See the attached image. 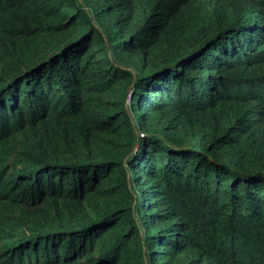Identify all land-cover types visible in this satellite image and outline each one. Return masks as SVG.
Segmentation results:
<instances>
[{
  "label": "trees",
  "instance_id": "trees-1",
  "mask_svg": "<svg viewBox=\"0 0 264 264\" xmlns=\"http://www.w3.org/2000/svg\"><path fill=\"white\" fill-rule=\"evenodd\" d=\"M0 264H264V0H0Z\"/></svg>",
  "mask_w": 264,
  "mask_h": 264
},
{
  "label": "rangeland",
  "instance_id": "rangeland-1",
  "mask_svg": "<svg viewBox=\"0 0 264 264\" xmlns=\"http://www.w3.org/2000/svg\"><path fill=\"white\" fill-rule=\"evenodd\" d=\"M127 102V101H126Z\"/></svg>",
  "mask_w": 264,
  "mask_h": 264
}]
</instances>
